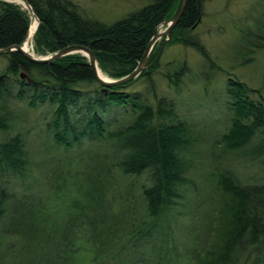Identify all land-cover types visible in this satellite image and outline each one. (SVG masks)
Listing matches in <instances>:
<instances>
[{"label":"trees","instance_id":"trees-1","mask_svg":"<svg viewBox=\"0 0 264 264\" xmlns=\"http://www.w3.org/2000/svg\"><path fill=\"white\" fill-rule=\"evenodd\" d=\"M23 1L38 21L33 36L38 55L84 46L112 80L136 69L178 4L140 0L146 2L143 7L104 24L83 16L70 0ZM202 1L187 0L172 42L186 32L182 43L213 65L199 38L187 33L200 23ZM29 29L25 11L0 1V49L21 46ZM261 35L254 38L264 44ZM159 55L160 45L135 79L109 88L95 81L80 54L49 64H34L16 51L5 55L0 72V264H77L82 239L80 250L91 243L89 254L99 251L89 264H264V182L243 185L232 171L215 166L207 173L215 187L210 194L198 177L189 178L187 153L197 140L195 122L179 115L173 98L159 94L155 78L160 73L177 92L188 68L182 64L161 72L156 69ZM137 80L140 90L132 87ZM262 90L226 75L222 106L227 124L220 143L264 163V70ZM20 103L36 113L52 142L50 151L63 153L50 154L59 168L30 179L37 189L13 182L29 179L32 165L22 128L11 123ZM11 128L21 130L11 135ZM67 167L86 177L92 216L85 221L84 214L70 213L73 199L65 210L53 206L71 181ZM72 217L78 222L74 226Z\"/></svg>","mask_w":264,"mask_h":264},{"label":"rangeland","instance_id":"rangeland-1","mask_svg":"<svg viewBox=\"0 0 264 264\" xmlns=\"http://www.w3.org/2000/svg\"><path fill=\"white\" fill-rule=\"evenodd\" d=\"M70 1L77 6L83 16L104 24H112L143 7L146 3L140 0ZM12 4L29 15L31 27L35 20L31 18L30 13L22 4L17 2ZM37 27L38 25L36 29ZM165 28V25L160 26L158 32L164 31ZM187 33L194 34L199 38L204 49L211 57L213 65L204 61L190 45L186 46L182 43L186 39V32L180 38L177 37V42H172L173 32L168 41L164 42L166 37L158 39L151 52L153 53L160 45V55L157 59L158 66L156 69L161 72L176 70L182 64H185L188 68V73L183 77L177 92L167 87V82L160 73H157L155 78L159 94H167L173 98L177 104L179 115L186 120L192 118L195 122L194 129H196L195 136L197 140L187 153L189 178L198 177L197 183L207 193L210 191V194L215 192V187L213 186V180H210L207 173L209 169L215 166H222L232 171L242 181L243 185L264 182V163L249 158L238 151H227L220 143L227 124L222 106L226 75L230 74L237 77L251 89L262 90L264 44L254 37L261 34L260 37H264V0H203L200 23L193 33ZM34 34L29 40V52L37 57L51 55L50 53L42 55L36 53L33 44ZM6 64L5 55H0V72L4 70ZM147 64L148 61L146 66ZM140 83L137 80L132 84V87L140 90ZM11 116L15 120L14 122L11 120V123L22 128L23 139H25L32 164L31 171L28 174L29 179L22 180L18 177L13 182L16 184L22 183L23 187L30 183L33 185V189H37L38 186L32 181L33 178L39 180L43 178L40 171L48 172L51 169L59 168L57 159L54 160L52 155L57 158L61 151L55 152V154L50 151V143L52 142L46 138V134L40 128L41 125L37 121V115L34 111L21 103L15 104ZM21 128L17 130L11 128L10 134L14 135ZM0 138L1 140L4 139L2 134H0ZM67 168L66 173L71 181L65 183L62 188L63 192L58 194L59 199L53 206L65 210L67 204H71L69 201L73 199L69 207L70 213L76 215L77 218L84 214L81 218L82 220L84 218L83 221H85L86 215L87 218L92 216L86 196L87 193L90 194L87 192L86 177L81 171L78 172V175H75L71 167ZM204 179H207V181L203 184ZM16 189L20 190L19 187H16ZM134 191L137 193V188H134ZM189 196L193 197V194L190 193ZM63 212L61 211V214ZM74 217H72V226L78 223ZM59 221L60 219L54 221V223ZM51 223L49 222V224ZM98 223L101 225L100 221ZM82 244L83 239L78 241V247L76 248L77 264H89L95 259L99 251L89 254V244L91 243L84 244L85 248L80 250Z\"/></svg>","mask_w":264,"mask_h":264},{"label":"water","instance_id":"water-1","mask_svg":"<svg viewBox=\"0 0 264 264\" xmlns=\"http://www.w3.org/2000/svg\"><path fill=\"white\" fill-rule=\"evenodd\" d=\"M3 1L12 2V3L17 2V3L22 4L28 12L32 13V15L34 16V20L36 22V26L38 25V21L35 18V15L33 14L32 9L28 5V3H26L23 0H3ZM186 3H187V0H178L177 8H176L174 14L172 15V17L170 18V20L168 22H163L160 25V26L165 25L166 26L165 30L162 32H158V30L156 31L153 38L149 41V43L146 47V50L144 52V55H143L142 59L140 60V62L138 63L136 69L131 74H129L128 76H126L122 79H119V80H112L106 76L104 78L100 77L98 75L99 69H98L96 57L94 56L93 52L90 49H88L84 46L71 45V46H67V47L61 49L60 51H58L52 55L46 56V57L34 56L29 51H26L23 49V46H24V44L28 38L29 31H28V34L25 38L24 43L21 46H12V47L7 48V49H0V55H7L11 52L16 51V52H19L20 54H22V56H24L25 59H27L28 61H30L34 64H49L53 61H56V60H59L60 58L65 57V56H69V55H73V54H80L81 56H83L87 59L88 64L91 68L92 75H93L95 81L99 85H101L103 87H107V88L114 87V86L121 85V84L127 83V82L135 79L146 68L145 66H146L149 54H150L154 44L158 41V39H160L162 37H166L164 42L168 41L171 38L173 30L179 24L180 19L184 13ZM36 26L34 28V31L36 29ZM34 31H33V34H34ZM21 77H23V75H21Z\"/></svg>","mask_w":264,"mask_h":264},{"label":"bare ground","instance_id":"bare-ground-1","mask_svg":"<svg viewBox=\"0 0 264 264\" xmlns=\"http://www.w3.org/2000/svg\"><path fill=\"white\" fill-rule=\"evenodd\" d=\"M0 1H3V0H0ZM35 22L33 24H31V27L29 29V34H28V38L23 46V49L26 50V51H29L30 47H29V40L30 38L32 37L33 35V31H34V28H35ZM98 75L102 78H104L106 75H103L101 71L98 70Z\"/></svg>","mask_w":264,"mask_h":264}]
</instances>
